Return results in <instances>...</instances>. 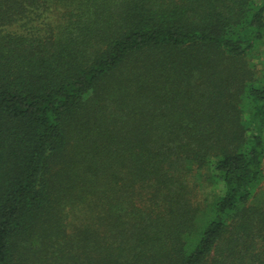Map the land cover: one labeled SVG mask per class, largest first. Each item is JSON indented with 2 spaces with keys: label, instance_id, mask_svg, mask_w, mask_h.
<instances>
[{
  "label": "trees",
  "instance_id": "trees-1",
  "mask_svg": "<svg viewBox=\"0 0 264 264\" xmlns=\"http://www.w3.org/2000/svg\"><path fill=\"white\" fill-rule=\"evenodd\" d=\"M264 0H0V264H264Z\"/></svg>",
  "mask_w": 264,
  "mask_h": 264
},
{
  "label": "rangeland",
  "instance_id": "rangeland-1",
  "mask_svg": "<svg viewBox=\"0 0 264 264\" xmlns=\"http://www.w3.org/2000/svg\"><path fill=\"white\" fill-rule=\"evenodd\" d=\"M263 49H264V47H263Z\"/></svg>",
  "mask_w": 264,
  "mask_h": 264
}]
</instances>
